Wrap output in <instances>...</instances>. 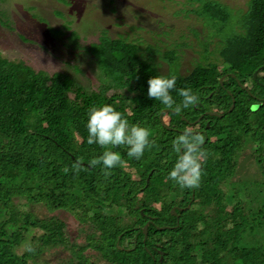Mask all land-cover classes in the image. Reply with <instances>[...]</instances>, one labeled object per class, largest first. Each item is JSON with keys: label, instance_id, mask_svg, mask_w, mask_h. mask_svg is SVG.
<instances>
[{"label": "trees", "instance_id": "obj_1", "mask_svg": "<svg viewBox=\"0 0 264 264\" xmlns=\"http://www.w3.org/2000/svg\"><path fill=\"white\" fill-rule=\"evenodd\" d=\"M187 1L185 15L203 18L219 37L221 63L198 62L182 74L178 47L186 43L175 42L164 52L171 69L163 73L151 56L160 53L156 45L112 37L97 18L81 19L69 38L79 56L71 67L84 74L80 55L87 57L99 70L97 87L0 51V264H264V0H248L245 9ZM55 13L63 27L76 22ZM95 30L97 41L80 44ZM63 32L53 29L58 37ZM155 75L177 77V103L184 88L199 103L176 113L150 99L147 81ZM104 104L130 125L148 127L154 141L139 160L124 145L112 149L124 163L108 175L93 163L107 149L87 143L85 126L89 109ZM189 128L206 139L202 177L197 188L181 189L168 173L179 156L176 138ZM244 152L249 156L241 159ZM250 159L255 175L242 172ZM58 211L78 221L74 238ZM111 233L110 243L104 236ZM46 253L56 256L41 261Z\"/></svg>", "mask_w": 264, "mask_h": 264}, {"label": "rangeland", "instance_id": "obj_2", "mask_svg": "<svg viewBox=\"0 0 264 264\" xmlns=\"http://www.w3.org/2000/svg\"><path fill=\"white\" fill-rule=\"evenodd\" d=\"M68 1H71V4H66L63 0H0V51L2 55L15 60H23L35 69H43L50 74L56 71L68 72L71 75L77 74L82 82L97 87L102 83V79L98 77L99 70L96 65L86 61L87 57L80 55L79 62L82 64L84 74L76 73L71 67V64L76 62L74 59L78 49L71 47L69 41L70 31L79 30V24L83 21L81 19L97 18L100 24L108 27L112 37L122 33L132 40H141L144 46L149 43L156 45L160 53H154L151 56L156 63H159V70L163 73L171 69L168 61L163 58L164 52L175 46V42L186 43L178 47L177 70L182 74L190 72L198 62L221 63V57L217 51L219 37L213 35V28L203 18L193 13L185 15V8L191 7L187 0ZM220 1L234 8L245 9L248 0ZM114 4L117 7L116 14L111 13ZM56 11L64 12L66 18L73 17L76 22L71 23L69 27H63L62 23L65 20L59 13L56 14ZM53 29H62L64 32L58 37L53 33ZM165 31H170V34H164ZM98 35V30L87 31L85 41L81 39L80 44L88 46L89 42L98 40ZM204 42L208 43V53ZM254 77H256V71ZM168 118V115L163 117L164 123ZM198 121L199 118L192 123ZM205 141L206 139L201 145ZM247 156L249 154L244 152L241 159ZM246 163L248 165L246 169L242 168V172L255 175L257 171L253 161L250 159ZM56 214L65 219L66 228L72 234V238L79 234L80 226L73 216L65 211H58ZM56 228L58 232L62 230L60 225ZM115 236V233H111L104 237L111 243L114 242ZM78 239L79 241L84 240L82 235ZM55 256L46 253L40 260L45 261Z\"/></svg>", "mask_w": 264, "mask_h": 264}, {"label": "clouds", "instance_id": "obj_3", "mask_svg": "<svg viewBox=\"0 0 264 264\" xmlns=\"http://www.w3.org/2000/svg\"><path fill=\"white\" fill-rule=\"evenodd\" d=\"M147 84V96L176 113L199 103V95L191 88L179 89L178 93L182 99L179 103L176 102L172 94L177 90V77L174 75H155L148 79ZM85 126L87 143L98 144L107 149L93 162L102 164L105 175L124 163L121 154L112 149L124 145L127 148V156L139 160L154 143L148 127L130 125L124 115L109 104L92 106L87 113ZM201 143V134L190 128L185 129L176 138L173 147L179 156L173 169L168 173V179L174 181L181 189H195L201 182ZM27 251L32 252L34 249L28 246Z\"/></svg>", "mask_w": 264, "mask_h": 264}, {"label": "water", "instance_id": "obj_4", "mask_svg": "<svg viewBox=\"0 0 264 264\" xmlns=\"http://www.w3.org/2000/svg\"><path fill=\"white\" fill-rule=\"evenodd\" d=\"M223 79H224V76L223 77H221V79H220V81L222 82L223 81ZM235 97H233V103H232V105H231V107H230V111L235 107ZM168 109H163L162 111H161V120H162V122H163V124H165L164 123V120H163V115H164V113L167 111ZM207 113H209V114H214V115H219V116H221L222 114H220V113H218V112H215V111H207ZM203 115L204 114H202L200 117H199V120L203 117ZM176 208H177V206H174L173 208H172V213H176ZM148 224L149 223H146L145 224V226H144V232H145V234H147V231H148Z\"/></svg>", "mask_w": 264, "mask_h": 264}]
</instances>
